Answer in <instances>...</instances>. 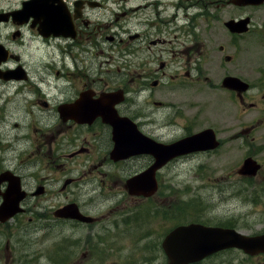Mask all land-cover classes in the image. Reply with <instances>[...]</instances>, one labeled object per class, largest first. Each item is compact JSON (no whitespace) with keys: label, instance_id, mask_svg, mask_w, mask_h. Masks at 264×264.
Here are the masks:
<instances>
[{"label":"rangeland","instance_id":"1","mask_svg":"<svg viewBox=\"0 0 264 264\" xmlns=\"http://www.w3.org/2000/svg\"><path fill=\"white\" fill-rule=\"evenodd\" d=\"M151 2L159 7L161 19L180 13L190 17L193 14L167 6L177 0ZM147 16L155 18L149 11L136 14L133 21L145 20ZM177 24L189 26L187 20ZM199 26L198 34L204 36L205 27ZM119 28L129 32L126 19L119 23ZM188 31L193 33V30ZM173 33L180 36L176 30ZM118 37L122 39V35ZM246 37L256 44L239 53V59L232 65L264 62V36ZM123 47H114L112 53L82 54L85 65L79 70L65 66L63 57L52 58L49 54L32 57L27 82H9L7 91L4 86L7 82L0 80V168H12L25 159L26 189L32 191L39 185L46 189L45 195L25 201L24 208L31 214L18 216L0 226V264H166L160 247L162 240L169 230L189 223L228 226L244 234H264V143L253 145L255 151L250 152L246 139L234 136L239 122H248V116L238 120L237 109L230 106L231 117L226 120L213 102L208 101L204 104L205 119L196 122L192 129H185L186 111L193 115L198 107L191 104L196 95L192 99L190 91L170 87L171 83L181 81L171 79L176 74L173 73L175 66L148 62L149 52L144 47L135 57ZM134 47H139L137 42ZM80 48L86 47L81 45ZM29 49L30 43L26 46V50ZM112 55L113 61L109 58ZM85 75L104 80L115 76L120 81L119 88L109 89L107 93L123 89L125 101L117 109L137 124L138 117L148 123L144 130L149 137L168 143L215 124L225 127L220 147L197 156L176 158L164 165L155 175L158 190L149 198H144L138 188H125V185L130 177L149 167L152 158L134 156L128 162L111 161L100 165L101 135L97 130L74 131L39 147L45 135H55L56 116L51 112L53 98L59 90L55 88L77 86L86 79ZM66 80L68 82L64 83ZM155 81L158 86L152 85ZM16 88L20 92L12 102L7 98ZM37 88L44 95L38 94ZM43 97L48 99L49 108L39 103ZM154 102L163 105L157 107ZM51 116L50 125H45ZM174 120L179 124L171 125ZM216 127L213 129L217 130ZM258 132H264V128ZM17 138L20 141L17 142ZM255 139L264 141L256 136ZM82 144H89L91 150L72 155ZM28 155L30 157L26 158ZM246 156L261 164L258 174L238 173ZM91 166L94 168L90 173ZM105 172L109 174L105 181L92 180L95 173ZM53 178L57 181L50 184ZM137 193L141 197H137ZM71 201L79 205L81 213L99 219L84 226L56 222L52 212ZM68 240H75V244L66 246ZM99 249L104 250L99 252L101 257ZM200 264H264V259L225 251Z\"/></svg>","mask_w":264,"mask_h":264},{"label":"flooded vegetation","instance_id":"2","mask_svg":"<svg viewBox=\"0 0 264 264\" xmlns=\"http://www.w3.org/2000/svg\"><path fill=\"white\" fill-rule=\"evenodd\" d=\"M168 5L193 14L190 17L180 13L168 19H161L159 7L151 0H0V47L3 48V51L0 50V79L5 77L10 78L9 80L27 82L31 64L29 60L32 57L48 54L52 58L63 57L65 66L79 70L85 65L81 58L82 54L112 53L114 47L119 48L122 45L123 50L128 49L135 57L143 52L142 47H144L149 52L148 62L162 63L164 67L175 66L176 72L173 73L176 74L171 79L181 81L177 84L171 83L170 87L182 92L190 91L192 99L196 95L195 101L193 99L191 104L198 107L197 112L191 115L187 110L185 116H182L185 120V129L188 127L192 129L196 122L205 119L204 104L208 101L213 102V106L223 114V117H226V120L231 117L230 106H232L237 109L238 120L246 116L249 118L248 122H239L237 137L246 139L249 151L254 152L253 145L264 143L255 139V136L264 138V132H258L264 128V62H252L249 63L250 65L231 63L239 59L238 54L244 49L248 50L249 46L256 44L253 39L248 40L246 36H264V3L259 7H248L233 0H182V2L177 0V3H168ZM149 11L155 18L147 16L145 20L133 21L136 14ZM124 19L127 20L128 33L119 28V23ZM180 20H187L189 26L187 28L179 26L177 23ZM240 21H246L248 27L246 33H226L224 25ZM199 24L205 27L204 36L198 34ZM188 29L193 30V33L190 34ZM175 30L180 36L174 35ZM119 34L122 35V39L118 37ZM136 42L139 47H134ZM28 43L30 49L26 50ZM81 45L86 48L81 49ZM185 45L189 47H181ZM26 58L28 61H25ZM109 58L113 61L114 56ZM162 73L167 74L164 71ZM229 77L241 82L237 89L226 87V81L231 79ZM66 82L68 80L64 83ZM10 85L9 82L4 85L7 91ZM58 88L54 96L56 101L54 111L57 114L55 135H45L39 147L50 145L58 136L69 135L74 131L97 130L101 135V141L98 143L100 165L113 161L110 156L114 147L111 127L100 117L97 100L109 89L119 88L115 76L106 80L86 76V79L77 86L66 85L55 89ZM37 90L42 92L39 88ZM19 92V88H16L7 99L13 102ZM41 106L49 107L47 101ZM140 120L142 128H147L145 121ZM212 127L215 128V124H212ZM212 127L199 128L196 132ZM224 128L219 126L216 127L217 130L214 129L213 141L210 143L216 144V148L190 155L197 156L218 149ZM226 132H229V128H226ZM193 134L189 132L186 136ZM16 141H20V138ZM202 141L204 145H209L207 139ZM90 147L89 144H82L72 155L88 153ZM29 157L28 155L26 158ZM24 161L25 159L17 162L12 168H0V204L3 203L4 197L9 200L17 198L21 200L20 189L25 191L26 197L20 201L23 211L14 215L15 217L31 214L27 211L28 208L23 207L25 201L30 197L43 196L46 193L44 185L32 191L26 189L27 175L24 172L26 168ZM242 161L239 172L245 173L242 168L245 161L252 163L251 158L246 156ZM93 168L94 166H91L90 173ZM108 175L107 172L95 173L92 175V180L105 181ZM51 180L50 184L57 181L54 178ZM36 192L41 194L38 195ZM54 220L65 224L73 222L76 225H85L65 218H54ZM73 243L75 241H67L66 245L73 246Z\"/></svg>","mask_w":264,"mask_h":264},{"label":"water","instance_id":"3","mask_svg":"<svg viewBox=\"0 0 264 264\" xmlns=\"http://www.w3.org/2000/svg\"><path fill=\"white\" fill-rule=\"evenodd\" d=\"M121 121L125 123L126 132L129 133L128 138L136 142L146 141V138L140 132L136 131L135 125L129 121L127 117L121 118ZM113 125L114 129L112 133H114V135L119 134L118 132L124 130V126H119L117 124ZM196 141L197 143H195ZM199 143L200 141L190 138L185 139V141H181L180 143L174 144V146H170V148L174 151L181 147L184 149V152H188L200 149L197 147ZM158 146L161 148L163 147V145ZM170 153V150H160L156 153L157 160L159 161L160 158H163V156H168ZM157 167L159 166L155 165L153 170ZM149 173L152 175V170L149 171ZM144 175L145 174H140L135 176L131 178L129 182L139 180ZM149 178L152 179V176ZM155 187V181L150 180V185H147V188H150L152 191H154ZM136 195L140 194L137 193ZM144 195L149 196L150 194L144 193ZM6 218L8 217H2L1 220H6ZM82 220L89 221V219L85 217L82 218ZM161 247L163 248L166 259H168L167 264H190L202 261V259L206 258L207 256L228 248L241 249L245 254H256L260 252L264 253V235L259 237H246L231 229L207 227L201 224H189V226H178L176 229L169 232L161 243Z\"/></svg>","mask_w":264,"mask_h":264}]
</instances>
